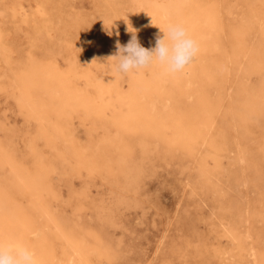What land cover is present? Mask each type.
I'll list each match as a JSON object with an SVG mask.
<instances>
[{"label":"rangeland","instance_id":"374dc122","mask_svg":"<svg viewBox=\"0 0 264 264\" xmlns=\"http://www.w3.org/2000/svg\"><path fill=\"white\" fill-rule=\"evenodd\" d=\"M44 2L0 0V184L9 208L23 211L4 215L9 224L0 218V241L8 246L12 228L54 264H264V0L159 10V34L145 48L180 24L199 51L179 73L154 61L127 74L112 57L137 24L131 0ZM23 62L39 70L14 82ZM49 69L56 77L44 83ZM139 111L165 141L142 134Z\"/></svg>","mask_w":264,"mask_h":264},{"label":"bare ground","instance_id":"6f19581e","mask_svg":"<svg viewBox=\"0 0 264 264\" xmlns=\"http://www.w3.org/2000/svg\"><path fill=\"white\" fill-rule=\"evenodd\" d=\"M45 0H43V2H44ZM185 2V0H131V8H133V10H137V11H134V12H136V14H137V16H138V18H137V24H136V26H135V30H136V33H137V38L139 37V43H140V45L142 46V47H144L145 48V44H146V42H148V41H150V40H153V38H155V35L159 32V29H158V24H157V20H159V18H162L161 16H160V13H159V10H161L163 13H165V15H177L178 13H180V10H181V8H182V4ZM45 3V2H44ZM37 6H39V5H37ZM56 9V8H55ZM253 9V8H252ZM37 10V9H36ZM42 10V9H41ZM253 11V10H252ZM250 12V11H249ZM253 12H255V11H253ZM41 13H42V11H41ZM49 13V12H48ZM60 13V12H59ZM247 14V13H246ZM62 15V14H61ZM10 16V15H9ZM35 16H36V14H35ZM64 17V16H63ZM244 18V17H243ZM247 18V17H246ZM35 19V18H34ZM58 19H60V18H58ZM132 20H133V18H132ZM248 20V19H247ZM162 21V20H161ZM57 22V21H56ZM59 22V21H58ZM58 22H57V24H58ZM67 22V21H66ZM249 22H251V21H249ZM61 23V22H60ZM63 23V22H62ZM161 23V22H160ZM56 24V23H55ZM65 24H68V23H65ZM165 24V23H164ZM2 25V24H1ZM47 25H48V23H47ZM215 25V24H214ZM44 26V25H43ZM53 26V25H52ZM60 26V25H59ZM68 26V25H67ZM66 26V27H67ZM162 26H164V25H162ZM3 27H4V25H3ZM33 27V26H32ZM56 28H57V25L55 26ZM244 27V26H243ZM249 27V26H248ZM35 28V27H34ZM8 29V28H7ZM39 29V28H38ZM38 29H36L37 31H38ZM45 29V28H44ZM66 29V28H65ZM67 29H69V28H67ZM1 30V29H0ZM70 30V29H69ZM236 30V29H235ZM239 30V29H238ZM1 31H3V30H1ZM65 31H67V30H65ZM69 32V31H68ZM66 33V32H65ZM235 33V32H234ZM240 33V32H239ZM241 33H242V31H241ZM245 33V32H244ZM159 34V33H158ZM163 34V33H162ZM49 35V34H48ZM69 35V34H68ZM71 35V34H70ZM70 35H69V37H70ZM240 35V34H239ZM72 36V35H71ZM158 36V35H157ZM241 36V35H240ZM5 37V36H4ZM264 38V37H263ZM57 39V38H56ZM63 40L65 39V38H62ZM244 39V38H243ZM4 40V39H3ZM67 40H70V39H68V37H67ZM66 39H65V41H67ZM241 40V39H240ZM61 41V40H60ZM154 41V40H153ZM152 41V42H153ZM243 41V40H242ZM259 41V40H258ZM63 42V44L65 43L66 44V42H64V41H62ZM69 42H71V40L69 41ZM73 42V41H72ZM74 43V42H73ZM62 44V43H61ZM67 44H69V43H67ZM67 44H66V46H67ZM154 44V43H153ZM242 44V43H241ZM150 45V44H149ZM1 46H3V45H1ZM8 46V45H7ZM153 46V45H152ZM235 46V45H234ZM51 49H53L52 47H50ZM49 48V49H50ZM63 49V48H62ZM59 51H61L60 49H58ZM151 50V49H150ZM234 50V49H233ZM241 50V49H240ZM243 50V49H242ZM11 51V50H10ZM249 51V50H248ZM251 51V50H250ZM53 52V51H52ZM56 52H57V50H56ZM56 52L54 53V54H56ZM202 52V51H201ZM232 52H235V51H232ZM247 52V51H246ZM65 53V52H64ZM238 53V52H237ZM9 54V53H8ZM244 54V53H243ZM248 54H249V52H248ZM2 55L3 54H1V57H2ZM201 55V54H200ZM231 55V54H230ZM238 55V54H237ZM245 55V54H244ZM9 56H10V54H9ZM236 56V55H235ZM200 57V56H199ZM205 57H206V55H205ZM4 58V57H3ZM6 58V57H5ZM75 58H76V56H75ZM202 58V57H201ZM9 59V58H8ZM7 59V60H8ZM11 59V58H10ZM73 59H74V57H73ZM205 60V59H204ZM4 61H5V59H4ZM33 61H35V60H33ZM214 61V60H213ZM1 62H3V60L1 61ZM6 62H8L9 63V61H6ZM248 62V61H247ZM23 63H25V62H23ZM80 63V62H79ZM221 63V62H220ZM158 64V63H157ZM7 65V64H6ZM68 65H70V64H68ZM72 65V64H71ZM153 65V64H152ZM155 65V64H154ZM202 65V64H201ZM216 65H217V63H216ZM39 63H36V62H31V63H28V64H23V67L22 66H20L19 67V64L16 66V68H14V72H13V80H14V82H17V81H20V82H23V81H27V80H29V81H31V77H30V74H33L37 69L39 70ZM198 66V65H197ZM244 66V65H243ZM5 67V66H4ZM8 67V66H7ZM206 67V66H205ZM222 67V66H221ZM44 68H45V66H44ZM48 68V67H47ZM189 68V67H188ZM73 68H69L68 69V72L69 73H71V74H74V70H72ZM197 70V69H196ZM54 71L55 70H53V69H49V70H45V72H44V83H46V82H48V81H51L54 77H56V74L54 73ZM1 72V71H0ZM140 72V71H139ZM217 72V71H216ZM263 72V71H262ZM197 73V72H196ZM215 74V73H214ZM264 74V73H263ZM38 75V74H37ZM107 75V74H106ZM120 76V75H119ZM122 77V76H121ZM88 78V77H87ZM125 78V77H124ZM153 78V77H152ZM114 79H115V77H114ZM131 79H133L134 81H136V82H139L140 81V79H139V76H138V74L136 73V75L134 74L132 77H131ZM259 79V78H258ZM55 80V79H54ZM98 80H100L99 78H98ZM113 80V79H112ZM116 80V79H115ZM119 80H121V79H119ZM146 80V79H145ZM33 81V80H32ZM97 81V80H96ZM126 81V80H125ZM144 81V80H143ZM67 82H69V81H67ZM72 82V81H71ZM105 82V81H104ZM148 82V81H147ZM259 82V81H258ZM19 83V82H18ZM33 83V82H32ZM35 83V82H34ZM92 83V82H91ZM98 83V82H97ZM263 83V82H262ZM15 84H17V83H15ZM20 85H21V83H19ZM75 84V83H74ZM93 84V86H94V89L96 90H98V88L96 87V84L95 83H92ZM91 84V85H92ZM111 84H112V82H111ZM53 85V84H52ZM57 85V84H56ZM90 85V86H91ZM120 85V84H119ZM257 85V84H256ZM139 86V85H138ZM141 86V85H140ZM148 86V85H147ZM239 86V85H238ZM18 87V86H17ZM54 87V86H53ZM89 87V86H88ZM105 87V86H104ZM130 87V86H129ZM133 87H135V86H133ZM132 87V88H133ZM150 87H153V86H150ZM262 87V86H261ZM19 88V87H18ZM57 88V87H56ZM64 88V87H63ZM68 88V87H67ZM101 88V87H100ZM131 88V89H132ZM140 88V87H139ZM138 88V89H139ZM154 89H155V87H153ZM37 89V88H36ZM69 89V88H68ZM77 89V88H76ZM105 89V88H104ZM103 89V90H104ZM112 89V88H111ZM110 89V90H111ZM116 89H118V88H116ZM136 89V88H135ZM251 89H252V87H251ZM46 90V89H45ZM56 90V89H55ZM65 90V89H64ZM71 90V89H70ZM72 90H74V88L72 89ZM84 90V89H83ZM108 90V89H107ZM38 91V90H37ZM50 91V90H49ZM79 91V90H78ZM137 91V90H136ZM264 91V90H263ZM42 92V91H41ZM52 92V91H51ZM54 92V91H53ZM77 92V91H76ZM104 92V91H103ZM127 92V91H126ZM43 93V92H42ZM62 93H64V92H62ZM61 93V94H62ZM82 93V92H81ZM84 93V92H83ZM98 93V92H97ZM110 93V92H109ZM156 93V92H155ZM41 94V93H40ZM71 94V93H70ZM79 94V93H78ZM86 94V93H85ZM114 94V93H113ZM140 94V93H139ZM148 94V93H147ZM43 95V94H42ZM54 95V94H53ZM36 96V95H35ZM62 96V95H61ZM69 95H67V97H68ZM122 96V95H121ZM78 97H80L79 95H78ZM156 97V96H155ZM169 97H171V98H173V93L172 92H170V96ZM43 98V97H42ZM51 98H52V96H51ZM54 98V97H53ZM60 98V97H59ZM63 98V97H62ZM112 98V97H111ZM113 98H115V97H113ZM137 98V97H136ZM150 98V97H149ZM158 98V97H157ZM46 99V98H45ZM82 99V98H81ZM107 99V98H106ZM117 100H118V98H116ZM142 99V98H141ZM239 99V98H238ZM37 100V99H36ZM56 100V99H55ZM67 100V99H66ZM95 100V99H94ZM98 100H100V99H98ZM104 100H105V98H104ZM126 100V99H125ZM136 100V99H135ZM58 101V100H57ZM62 101V100H61ZM84 101V100H83ZM111 101V100H110ZM121 101V100H120ZM146 101V100H145ZM36 102V101H35ZM43 102V101H42ZM64 102V101H63ZM107 102V101H106ZM138 102H139V100H138ZM28 103V102H27ZM49 103V102H48ZM56 103V102H55ZM65 103V102H64ZM95 103V102H94ZM93 103V104H94ZM120 103H122V102H120ZM119 103V104H120ZM141 103V102H140ZM35 104V103H34ZM70 104V103H69ZM76 104V103H75ZM74 104V105H75ZM102 104V103H101ZM106 104V103H105ZM126 104H128V103H126ZM43 105V104H42ZM150 105V104H149ZM29 106V105H28ZM46 106V105H45ZM50 106H52L51 104H50ZM78 106V105H77ZM142 106V105H141ZM145 106V105H144ZM206 106V105H205ZM43 107V106H42ZM55 107V106H54ZM63 107H64V105H63ZM82 107V106H81ZM130 107V106H129ZM132 107V106H131ZM152 107H153V105H152ZM30 108H32V107H30ZM74 108V107H73ZM80 108V107H79ZM99 108V107H98ZM101 108V107H100ZM142 108V107H141ZM60 109V108H59ZM61 109H62V106H61ZM91 109V108H90ZM140 109V108H139ZM44 110V109H43ZM42 110V111H43ZM49 110V109H48ZM89 110V109H88ZM104 110V109H103ZM112 110V109H111ZM143 110V109H142ZM157 110H158V108H157ZM204 110V109H203ZM35 111V110H34ZM39 111V110H38ZM41 111V110H40ZM45 111V110H44ZM56 111V110H55ZM65 111V110H64ZM100 111V110H99ZM102 111V110H101ZM144 111H145V109H144ZM36 112V111H35ZM46 112V111H45ZM45 112H43V113H45ZM58 112V111H57ZM60 112V111H59ZM93 112V111H92ZM105 112V111H104ZM116 112V111H115ZM137 112V111H136ZM147 112V111H146ZM203 112V111H202ZM211 112V111H210ZM62 113V112H61ZM142 112L141 111H139V114L140 115H138L139 116V123H140V125H141V128H139V129H142L141 131H142V134H145V135H149L150 134V136H153L156 140H158V141H165V139H164V137H165V133H164V131H163V129H161L160 128V126H159V124L157 123V121L155 122V120H153V118L152 117H148L147 115H144V114H141ZM148 113V112H147ZM151 113V112H150ZM154 113V112H153ZM163 113H165V112H163ZM172 113H173V111H172ZM176 113V112H175ZM38 114V113H37ZM42 114V113H41ZM59 114V113H58ZM158 114V113H157ZM176 114H178V113H176ZM36 115V114H35ZM57 115V114H56ZM153 115V114H152ZM40 116V115H39ZM43 116H44V114H43ZM42 116V117H43ZM48 116V115H47ZM70 116V115H69ZM87 116V115H86ZM45 117V116H44ZM56 117V116H55ZM85 117V116H84ZM92 117V116H91ZM39 118V117H38ZM47 118V117H46ZM66 118V117H65ZM111 118V117H110ZM173 118H175V117H173ZM177 118V117H176ZM179 118V117H178ZM48 119V118H47ZM107 119H109V117H107ZM106 119V120H107ZM117 119V118H116ZM43 120V119H42ZM50 120V119H49ZM63 120V119H62ZM65 120V119H64ZM125 120V119H124ZM136 120V119H135ZM44 121V120H43ZM126 121V120H125ZM48 122V121H47ZM102 122V121H101ZM106 122H108V121H106ZM127 122V121H126ZM54 123V122H53ZM69 123H71V122H69ZM138 123V124H139ZM43 124V123H42ZM57 124V123H56ZM61 124H63V123H61ZM60 124V125H61ZM104 124H106V123H104ZM137 124V123H136ZM45 125H47V124H45ZM109 125V124H108ZM119 125V124H118ZM68 127H69V125H67ZM122 126H123V124H122ZM177 126V125H176ZM63 127V126H62ZM105 127H108V126H106L105 125ZM55 128V127H54ZM57 128H59V127H57ZM61 128V127H60ZM126 128V127H125ZM56 129V128H55ZM138 129V130H139ZM134 130H135V128H134ZM55 131V130H54ZM60 131V130H59ZM52 132V131H51ZM137 132V131H136ZM58 133V132H57ZM63 133V132H62ZM137 133H139V132H137ZM192 133V132H191ZM134 134V133H133ZM51 135V134H50ZM53 135H55V134H53ZM63 135V134H62ZM56 136V135H55ZM60 136V135H59ZM71 136V135H70ZM193 136V135H192ZM191 136V137H192ZM114 137V136H113ZM130 137V136H129ZM168 137V136H167ZM59 138V137H58ZM41 139V138H40ZM64 139V138H63ZM55 141H56V139H55ZM183 141H184V139L182 138V143H183ZM191 141H192V139H191ZM195 141V140H194ZM197 141V140H196ZM60 142V141H59ZM62 142V141H61ZM111 142V141H110ZM155 142V141H154ZM186 142V141H185ZM63 143H65V142H63ZM68 143V142H67ZM73 143V142H72ZM156 143V142H155ZM70 144V143H69ZM63 145V144H62ZM190 145V144H189ZM197 145V144H196ZM201 145V144H200ZM67 146V145H66ZM70 146V145H69ZM69 146H67V147H69ZM95 146V145H94ZM159 146H161V145H159ZM166 146H167V144H166ZM65 147V146H64ZM63 147V148H64ZM72 147H74V146H72ZM72 147H70V148H72ZM83 147V146H82ZM82 147H80V148H82ZM69 149V148H68ZM78 149V148H77ZM91 149V148H90ZM94 149V148H93ZM94 150H96V148L94 149ZM145 150V149H144ZM164 150V149H163ZM69 151V150H68ZM71 151V150H70ZM84 151V150H83ZM91 151V150H90ZM149 151V150H148ZM79 152V151H78ZM92 152H93V150H92ZM95 152V151H94ZM72 153H74L73 151H72ZM85 153V152H84ZM84 153H82V154H84ZM188 153H189V151H188ZM65 154V153H64ZM76 154V153H75ZM90 154V153H89ZM92 154V153H91ZM193 154V153H192ZM67 155H69V154H67ZM73 155V154H72ZM95 155V154H94ZM197 155V154H196ZM70 156V155H69ZM2 157V156H1ZM74 157V156H73ZM72 157V158H73ZM87 157V156H86ZM37 158H39V157H37ZM42 158V157H41ZM89 158H90V156H89ZM2 159H3V157H2ZM73 160H75V159H73ZM89 160V159H88ZM87 160V161H88ZM9 163V162H8ZM1 164V163H0ZM4 164V163H3ZM8 165V164H7ZM6 166V165H5ZM4 166V167H5ZM2 167V166H1ZM11 168V167H10ZM12 169V168H11ZM90 169V168H89ZM14 171V170H13ZM34 173V172H33ZM262 174H263V172H261ZM261 173L258 175V176H261ZM13 174H15V173H13ZM19 174V173H18ZM17 174V175H18ZM4 176V175H3ZM2 176V177H3ZM12 176V175H11ZM1 177V178H2ZM13 177H15V176H13ZM262 178V177H261ZM7 180V178H3V180L1 181V182H3L4 180ZM16 179V178H15ZM14 179V180H15ZM19 179V178H18ZM25 180H26V177L24 178ZM13 180V181H14ZM17 180V179H16ZM12 181V182H13ZM19 181H21V180H19ZM0 182V183H1ZM22 183H23V181H21ZM17 183H19V182H17ZM21 183V184H22ZM13 184V183H12ZM13 185H15V183L13 184ZM19 186V185H18ZM21 186V185H20ZM24 186V185H23ZM7 186L4 184V183H2V184H0V202H2L3 204H6L7 202L9 203V202H12L13 200L12 199H10L9 197H10V195H9V191L8 190H10V189H8V188H6ZM17 187V186H16ZM15 187V188H16ZM20 188V187H19ZM26 188V187H25ZM26 190V189H25ZM20 191V190H19ZM22 191H24V190H22ZM27 192H28V190H27ZM17 193H18V191H17ZM30 196V195H29ZM12 200V201H11ZM18 202H19V200H18ZM37 202V201H36ZM35 202V203H36ZM8 203H7V205H8ZM13 204V203H12ZM37 204V203H36ZM10 205V204H9ZM9 205L7 206L8 207V210H9V212L7 213V214H4V212H3V210H2V212H3V215H0V218H1V220L2 221H4L5 223H8L9 222V220L8 219H6V220H4V215L6 216H11V217H17V216H19V217H22L23 216V211L21 210V209H17V208H9ZM40 205V204H39ZM38 205V206H39ZM125 205V204H124ZM6 207V206H5ZM6 207V208H7ZM37 207V206H36ZM39 207H42V205L41 206H39ZM39 207H37L38 209H42V208H39ZM1 208V207H0ZM43 210H44V208H43ZM2 212H0V213H2ZM241 212V211H240ZM43 213H44V211H43ZM13 218V219H14ZM237 218V217H236ZM24 223H26V222H24ZM54 223V222H53ZM9 224V223H8ZM55 224V223H54ZM54 224H53V226H54ZM237 224H238V222H237ZM57 226V225H56ZM55 227V226H54ZM233 227H235V226H233ZM57 228H59V227H57ZM237 228V227H236ZM231 231V230H230ZM38 232V231H37ZM232 232V234H233V236L234 237H236V235H237V233L235 232V231H231ZM5 233H7V235H9L10 237L9 238H6V239H4L6 242H7V245H12V246H16V247H26V248H28V249H30V250H32L33 251V249L32 248H30V247H28V246H26L25 245V243L23 242V241H21L20 240V234H18L19 232H17V231H14L12 228H6V232ZM230 234V233H229ZM231 234V235H232ZM31 235V234H30ZM34 235H35V233H34ZM61 235V234H60ZM231 235H229V236H231ZM241 235V234H240ZM264 235V234H263ZM14 236H17L18 238L17 239H15L14 238ZM65 236V235H64ZM63 238V237H62ZM213 238V237H212ZM229 238V237H228ZM233 238V237H232ZM232 238H230V239H232ZM261 238V237H260ZM64 239V238H63ZM65 240V239H64ZM230 241V240H229ZM237 241H238V239H237ZM234 242H235V240H234ZM235 244V243H234ZM238 244H239V242H238ZM0 245H2V246H4V247H7V246H5V242H3V240L2 241H0ZM69 245V244H68ZM228 247V246H227ZM233 247V246H232ZM240 247V246H239ZM240 248H242V247H240ZM233 249V248H232ZM232 249H230V251H229V248H228V250L226 251V252H228V255H229V252H231L232 251ZM236 249V248H235ZM237 249H238V247H237ZM211 250V249H210ZM239 250H241V249H239ZM219 251V250H218ZM218 251H216V253L218 252ZM225 250H223V252H224ZM234 251H236V250H234ZM238 251V250H237ZM74 252V251H73ZM220 252H222V251H219V254H221ZM233 252V251H232ZM211 253V252H210ZM225 253V252H224ZM254 253V252H253ZM253 253L252 252H250L249 253V255H251V256H253ZM218 254V255H219ZM234 254H237V252L236 253H234ZM35 255L37 256V258H38V260H39V264H54V262H50V261H48V260H46V258H45V256H44V254L43 253H41V252H38V253H35ZM75 255H76V253H75ZM79 255V254H78ZM225 255V256H224ZM223 255V258H225L226 257V254H224ZM230 255H232V253L230 254ZM229 255V256H230ZM211 256V255H210ZM220 256V255H219ZM80 257V256H79ZM256 257H258V256H256ZM65 258H66V256H65ZM75 258H76V256H75ZM221 258V257H220ZM232 258H233V256H232ZM231 258V259H232ZM259 258V257H258ZM67 259V258H66ZM239 259H241V258H238L237 260H239ZM68 260L70 261V263L71 264H81L79 261H76L73 257H70V258H68ZM233 260H235L234 258H233ZM258 260V259H257ZM262 261V260H261ZM237 262V261H236ZM235 262V263H236ZM240 262V261H239ZM56 263V262H55ZM83 264V263H82ZM240 264V263H239ZM256 264V263H255Z\"/></svg>","mask_w":264,"mask_h":264},{"label":"clouds","instance_id":"9594fccd","mask_svg":"<svg viewBox=\"0 0 264 264\" xmlns=\"http://www.w3.org/2000/svg\"><path fill=\"white\" fill-rule=\"evenodd\" d=\"M131 39L126 45L116 42L118 60L116 71L127 74L133 70L146 68L154 61L166 66L169 73L182 72L195 59L199 47L187 30L180 24L168 25L163 38H157L156 45L149 50L142 47L136 36V30L127 29ZM0 264H39L34 251L26 247L0 245Z\"/></svg>","mask_w":264,"mask_h":264}]
</instances>
